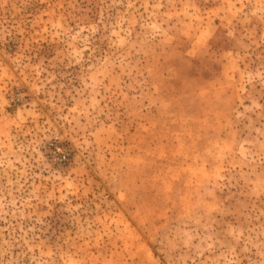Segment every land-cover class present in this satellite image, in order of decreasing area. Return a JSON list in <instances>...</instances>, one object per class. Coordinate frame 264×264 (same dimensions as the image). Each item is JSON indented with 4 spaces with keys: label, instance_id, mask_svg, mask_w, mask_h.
<instances>
[{
    "label": "rangeland",
    "instance_id": "374dc122",
    "mask_svg": "<svg viewBox=\"0 0 264 264\" xmlns=\"http://www.w3.org/2000/svg\"><path fill=\"white\" fill-rule=\"evenodd\" d=\"M0 264H264V0H0Z\"/></svg>",
    "mask_w": 264,
    "mask_h": 264
},
{
    "label": "built area",
    "instance_id": "2783aa9c",
    "mask_svg": "<svg viewBox=\"0 0 264 264\" xmlns=\"http://www.w3.org/2000/svg\"><path fill=\"white\" fill-rule=\"evenodd\" d=\"M51 153L54 155L55 158H59V160H66L67 159V152L60 146H56L51 150Z\"/></svg>",
    "mask_w": 264,
    "mask_h": 264
}]
</instances>
